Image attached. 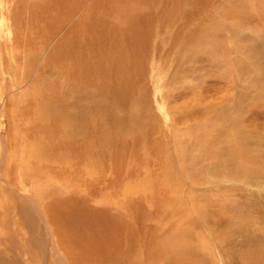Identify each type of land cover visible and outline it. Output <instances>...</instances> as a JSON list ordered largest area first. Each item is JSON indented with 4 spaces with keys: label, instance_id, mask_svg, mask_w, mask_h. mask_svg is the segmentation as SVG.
<instances>
[{
    "label": "rangeland",
    "instance_id": "1",
    "mask_svg": "<svg viewBox=\"0 0 264 264\" xmlns=\"http://www.w3.org/2000/svg\"><path fill=\"white\" fill-rule=\"evenodd\" d=\"M131 1L133 0L129 2L128 0H0L2 6L0 7V145H4L0 149V264H34L35 262L27 255L21 254V246L32 239H34L32 250L41 256L39 259L41 262L35 264H55V262L68 264L63 257L54 254L55 246L51 241L50 230L48 228L45 230V220L34 221L32 229L29 227L21 230L18 226L22 211L18 212L13 203L16 202L25 207V213L29 212L38 217L41 211L34 209L29 200L40 187L37 184L42 181L39 180L37 184H30L28 181V184L22 186L24 181L19 176L27 173L21 172L23 170L21 163L9 154L5 146L7 121H9L10 111L14 110L12 100L41 83L49 84L48 86L51 87L57 85L67 87L68 83L71 84L73 81L80 82L83 75L81 72L71 78L69 69L73 66L68 61L72 62V60L68 57L66 49L73 50V48L66 47L67 43H71L66 42V38L71 35L70 37L77 41L78 37L84 36L83 32H79L80 27H77L81 26L83 21L88 22V34L90 30L92 32L96 27L101 26L104 21L108 24H119L114 13L129 5L138 10L149 11L151 25L146 35L141 33L142 38L139 37L136 42L135 39L131 40L132 49L126 45L124 47L125 55H127L124 56L127 59L133 56L132 53L128 55L127 50L133 52L135 49L134 53H138L135 55H138L139 60V67L132 75L135 79L132 80L130 77L131 82L137 84L134 90L138 92L136 96L139 98L127 110L129 112L127 117H133L136 123L135 132L142 134L146 129L152 132L148 142H144L143 149L146 150L147 146L151 148L150 145H154L153 149L157 148L155 149L156 152L158 151V156L153 153L152 160L144 157L143 164H141L142 161L135 157L139 151L137 146L130 148L126 152L127 156L120 163L112 159L108 161L105 159V163L104 160L90 163L94 160L87 155L85 159L88 158V160H84L83 163L88 162L89 209L97 211L106 209L111 212L112 216L123 214L124 206L127 207L130 200V192L141 190L145 191L143 194L147 197L144 201L146 204L144 212L149 217H153L157 212V215H160V208L157 205H162L158 203L161 199L157 198V194L153 196L154 187L150 188V180L154 178L155 185L159 184L158 180H162L161 178L170 172L169 168L172 173L176 174V179L181 184V187L176 188L177 191L174 190V192L180 200L184 202L186 200L187 213L190 212L194 217L198 216L192 219V225L196 228L200 226L198 229L200 232H189L186 239L188 243L173 240L170 246H164L168 247V251L179 255L186 248L188 257H191L187 264L195 262L222 264L219 260L217 261V255L214 252V247L217 245L215 241H218L220 237H222L220 240H224L220 247L223 253L229 255L230 258L232 254L237 257L238 253L248 252L249 249L256 250L254 246L248 248L249 243L252 245L261 242L264 245V217L258 224H255L256 226L251 223L252 215H259L260 211L264 212V179H253L251 183L229 181L224 168L214 167L212 160L213 156L216 157L215 151H222L226 148L234 132L231 125H225L222 119L216 122L217 118L212 116L220 112H223L222 114L226 117L233 116L239 104L243 107L242 109L237 108L241 110L238 114L242 116L243 122L247 121L253 113L247 105L251 97L255 96L250 95L247 92L248 89L251 91L253 87L264 88V0ZM2 16L3 20L6 18L4 21H2ZM14 45L16 48L10 52V46ZM19 64L22 65L21 67L25 64L28 72L24 80L21 78L27 83L17 89L12 87V83L20 77L14 76L13 67L15 65L20 67ZM128 64L132 69V64L130 62ZM38 75L40 82L35 83ZM125 76L121 77L125 78ZM97 86L101 88L104 86L103 82H97ZM134 90L131 91L132 95L135 93ZM111 96H116V93L113 92ZM239 96L243 100H238ZM66 99L70 101L69 93L66 94ZM101 103H106L105 99L101 98ZM117 113L120 116V112ZM200 117L203 120H199ZM204 120L210 125L208 132H204L206 126ZM255 123V125L258 124V130L264 129V120H258ZM107 128V125H103L104 130ZM180 134L183 137L186 136V140L175 146V138ZM95 148L92 147V150ZM108 154L111 158L114 154L113 150H110ZM163 166L167 167L166 173ZM33 170L36 171V167ZM55 171L56 176L60 178L58 180L55 177L60 184L58 187L64 190L65 185L61 184L62 182L67 184L69 178L66 180L58 170ZM71 172L70 167L66 173L74 178ZM33 174L36 175V172ZM48 179L44 177L43 181L46 182ZM161 193L159 197L163 196ZM11 197L15 198V202ZM191 200L197 201L191 203ZM162 201L167 200L162 199ZM108 204L113 206H108ZM166 204L170 205L171 201ZM131 206L133 205L130 204L128 207ZM152 207L156 210H152ZM163 209L165 210V206ZM198 210L203 214H200ZM221 211L227 216H232V221L238 225L232 224L237 229L224 231L222 235L221 232L218 233V230V232L215 231L213 225L209 223V218L216 222V213L220 214ZM200 216L201 218L206 216L207 219L201 220ZM164 217L166 215L162 218ZM247 217L249 220H246ZM162 220L160 218L159 221ZM169 222L172 223L170 220ZM146 223L144 228L142 227L144 231L138 230V234L142 235L140 239H137L134 234L136 229L134 233H129L128 237L120 239L122 250L117 253L118 255L115 254L120 257V264L122 262L123 264H135V262L138 264L137 261L144 256L143 252L146 247L142 242L147 237L143 238V234L147 233L146 226L151 225L149 219ZM208 227L215 232V237L219 235V238L215 239L211 236L206 230ZM131 241H133L132 244ZM123 249L131 252L129 256L131 263L129 259L125 261L126 259L121 258L122 254H125L122 251H126ZM92 257V261L95 259L99 262L97 256Z\"/></svg>",
    "mask_w": 264,
    "mask_h": 264
},
{
    "label": "bare ground",
    "instance_id": "2",
    "mask_svg": "<svg viewBox=\"0 0 264 264\" xmlns=\"http://www.w3.org/2000/svg\"><path fill=\"white\" fill-rule=\"evenodd\" d=\"M135 1L136 0H133L131 2ZM0 7L2 6L0 5ZM150 16L151 14L149 11H142V9L138 10L131 5H129V7L127 6V8L122 7L114 13V17L119 20V24L113 25L104 21L101 26L98 28L96 27L92 32L90 30L89 34L88 22L83 21L81 26L77 27H80L79 32H83L84 36L78 37L77 41L73 39V37H70L71 35L66 38V42H71L69 44L67 43L66 47L73 48V50L66 49L68 51V57L72 60V62L68 61L71 63V66H73L69 69L71 78L81 72L83 74L81 81L77 83L73 81L71 84L68 83L67 87H63L62 85L51 87L48 86L49 84L44 85L41 83L20 94L17 99L12 98L15 99L12 100L14 110L10 111L11 113L8 117L9 121H7V128L5 130L6 138H4L5 146H7L9 154L16 157V161L21 163L23 167L21 172L27 173L24 176H22V174L19 176V178L24 181L22 186L28 184V181H30V184H37L39 180L42 181L37 184L40 187L35 191L34 196H32L33 198L29 200L34 209L41 211V213L37 215L38 217L29 214V212L25 213V207L18 205L15 202V198L11 197L12 201L15 202L12 203L16 206L18 212L22 211V217L20 216L18 226L21 230L29 227L32 229L34 227V221L37 219L45 220V230L47 228L50 230L51 241H53L55 246L54 254L63 257L68 264H120V257L115 255L122 250L120 239L128 237L129 233H134L135 229L136 232L134 234L137 239H140L142 235L138 234V230L141 229L144 231L143 228L147 224V219H149L151 225L149 227L146 226L147 233H142L144 236L143 238L147 237L144 239L145 241L142 242L146 249L143 252L144 256H141V259L137 261L138 264H187L191 257H188L189 254H187L186 248L184 252L181 251L178 255L176 252L168 251V247L165 248L164 246H170L169 244H171L173 240H181L183 241L182 243H188L186 239L189 236V232H200V230H198L200 226L196 228V226L192 225V219L198 216L196 215L194 217L190 212L187 213L186 200L185 202L180 200L178 198L179 196L175 194L177 191L176 188L181 187V184L177 181L176 174L172 173L169 168L168 171L170 172L162 177V180H158L159 184L155 185L156 181H154V178L150 180V188L154 187L153 196L157 194V198L161 199L158 203L162 205H157V207L160 208V215H157V212L153 217H149L144 212V206H146L144 201L147 197L143 194L145 191H136L134 189L136 187L133 188L135 191L130 192L129 195L130 200L128 206L130 204L133 206H124L122 211L123 214L112 216L110 214L111 212L106 209L97 211L95 209L90 210L88 207V162L85 164L83 163L84 160H88V158L85 159L87 155L90 159L94 160L90 163L98 161L103 162V160L105 163V159L107 161L112 159L116 163H120L127 156L126 152H128L130 148L137 146L139 147V151L136 149L132 150L138 151L135 157L136 159L139 158V161H142V163L140 162L141 164H143L144 157L148 160H152L151 156H153V153H156L158 156V151L156 152L157 148L154 147L153 149L154 145H150L152 146L151 148L146 145V150L143 149L144 142H148L152 132L147 129L142 134L135 132L134 128L136 123L132 119L133 117H127L129 115L127 110H129L131 104L135 103L137 98H139L136 96L138 92H135L137 84L131 82L135 79L132 75L135 74L133 73L135 69L139 67V60L138 55H135L137 52L134 53L135 49L133 52L127 50L128 55L132 53L135 57L129 56V59H127L125 57L127 55H125L126 50L124 47L126 45V47L129 46L128 48H131V40L135 39L136 42L139 37L142 38L141 33L146 35L148 27L151 25ZM1 18L2 21L6 19L4 18L3 20V16ZM72 43H74L75 46L72 45ZM14 46H10V52L16 48V45ZM15 58H17L16 55ZM128 62L132 64V69ZM21 66L22 65H20V67L15 65L13 67L15 69L14 76L20 77L18 80H13V88L16 87L20 89L21 87L19 86L27 83L23 80L28 70L25 64L23 65L24 67ZM122 75H126L125 78L121 77ZM136 75L137 77L139 76L138 73H136ZM21 78L23 80H21ZM19 80L20 82H18ZM64 80L68 81L65 78ZM39 82L40 79L38 75L35 83ZM97 82H103L104 86L101 88L98 87ZM253 88H255V90H253ZM253 88L251 91L250 89L247 91L250 95H255L253 98L251 97L249 105H247L250 107V110L253 111L252 116L247 121L243 122L242 116L239 115L241 110H237V108L242 109L243 107L239 104L235 108V115L233 116L226 117L222 114L223 112L212 116L217 118L216 122L218 119H222L225 125H231L232 128H234L233 135L231 136V140H228L226 148L222 151H215L214 154L216 157L213 156L212 158L214 167L220 169L224 168L228 176L226 178L229 181L235 180L234 182L241 181L243 183H251L253 179H264V129L258 130V124L255 125V122L258 120H264V88ZM91 89L92 91H90ZM132 90L135 92L134 95L131 94L133 93L131 92ZM113 92L116 93V96H111ZM67 93L70 94V101L66 99ZM101 98L105 99L106 103H101ZM238 100L243 99L239 96ZM145 101L146 100H144V102ZM117 112H120V116ZM200 119L201 117L199 120ZM201 120H203V118ZM203 122L206 124L204 132H208L207 130L210 128V125L205 120ZM216 122H214L215 124H211L216 126ZM261 124H263V122ZM103 125H107L108 128L104 130ZM100 128L102 129L100 130ZM242 134L243 137H241ZM237 135H240V137H237ZM180 136L182 135L180 134ZM180 136L175 138V146L186 140V136ZM3 146L4 145H0V149ZM127 146H129V148ZM92 147L96 148L92 150ZM161 149L163 148L161 147ZM161 149H159V151H162ZM110 150L114 152L111 158L108 154ZM148 164L150 165L149 161ZM35 167L36 171L33 170ZM70 167L72 169L71 174L74 175V178H71V175L67 174L68 172L66 173ZM99 169L100 168H98V170ZM55 170H58L62 176H64V179L67 180L69 178L67 184L66 182H62L61 184L62 186L65 185L64 190H60L58 187L60 184L57 179L60 180V178L56 176ZM163 170H165L166 173L167 167L163 166ZM33 172H36V175H34L35 173L33 174ZM44 177L53 179V181H49L48 179L44 182ZM55 177H57V179ZM140 185L142 186V184ZM24 191L26 192V188ZM159 192L163 193L162 197H159L161 196ZM166 192H168V194ZM173 194H175V196ZM162 199L167 201L164 202ZM170 201V205L166 204ZM192 201L196 202L197 200H191L190 202L192 203ZM111 205L112 204H108V206ZM164 206L165 210L163 209ZM257 208H259V206H257ZM152 210L156 209L153 208ZM198 211L200 214H203L200 210ZM217 213L216 222L209 218V223L211 226L213 225L215 231L218 230L219 232H217H221L222 235L224 231H230L232 228H236L234 226L238 224L232 221V216H227L222 211L220 214ZM165 215L166 217L162 218ZM159 217L163 219L161 222L159 221ZM248 217L246 220H249ZM263 217L264 212L260 211L259 215H252L251 223L253 225L256 223L258 224ZM199 218L201 220L207 219L206 216H202V218L200 216ZM169 220L172 223H170ZM206 230H208L210 235L215 239L219 238V235H217V238L215 237V232L209 229V227ZM175 237L177 239H175ZM220 238L218 241H215L217 245L214 247V252L215 255H217V261L219 260L222 264H225V262L226 264H238L239 262L242 264H258L256 262L260 264L264 263L263 243L255 242L256 244L252 245L249 243L248 248L254 246L256 250L249 249L248 252L245 251L242 252V254L238 253L237 257H234V254H232V259L229 255L223 253L220 246L223 245L224 240H220ZM32 240L21 246V254L27 255L29 259L35 263L41 262V260H39L41 256L39 255V257L32 250ZM132 242L133 241L130 243L132 244ZM128 249H123L126 250L125 252L122 251L125 254H122L123 257L121 258L126 259L125 261L131 256V252ZM113 254L115 256H113ZM92 256H97L99 262L95 259L92 261ZM131 262L132 261H130V263ZM55 264L58 263L55 262ZM59 264H61V262ZM121 264H123V262ZM135 264L137 263L135 262ZM194 264H199V262H195Z\"/></svg>",
    "mask_w": 264,
    "mask_h": 264
}]
</instances>
